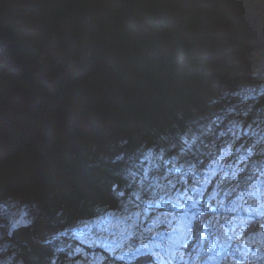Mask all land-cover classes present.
<instances>
[{"label": "trees", "instance_id": "16d2710c", "mask_svg": "<svg viewBox=\"0 0 264 264\" xmlns=\"http://www.w3.org/2000/svg\"><path fill=\"white\" fill-rule=\"evenodd\" d=\"M106 1L102 7L109 12L110 20L104 18L94 27L90 51H85L71 70L48 85L38 79L39 66L54 31L78 6L97 9V0H63L50 6L49 21L39 31L26 30L17 24L0 26V184L4 195H23L40 201L33 220L16 227L10 236L12 243L21 247L18 252L21 264H50L54 258L61 263L67 257L66 251L61 240L47 237L50 226L65 230L82 217H92L108 207H120L121 200L134 188L130 178L135 174L130 171L128 175L130 161L125 156L134 162L144 151L162 148L164 157L169 158L175 148L184 144L181 137L186 132L184 139L193 143L186 153L176 151L179 156L186 160L190 154L192 163L205 164L211 155L202 143L211 136L192 139L189 131L194 121L213 117L227 101L222 96L220 81V77L227 76L220 75L217 67H210L216 62L219 66L220 60L212 57L207 45L198 46L206 29L204 17L210 10L214 11L211 15L220 17L222 26L233 21L222 0H203V8L193 13L189 12L193 6L184 7L181 12L176 0H150L145 6L148 15L160 10L175 14L174 22L188 21L187 36L169 47H162L168 36L160 38L154 31L149 33L145 29L147 23L139 22L143 19L141 14L131 12L145 0H121L119 9ZM221 35L211 33L210 37ZM184 39L188 42H181ZM91 94L97 98L88 106L90 123L86 120L79 128L77 116L80 117ZM256 99V106L245 107L246 112L251 114L264 106V92ZM238 109L244 112L242 107ZM250 114L248 118L253 117ZM98 117L103 118L101 122H91L90 118ZM244 119L248 124L253 122ZM221 124L223 129L224 123ZM225 132L232 133L229 129ZM238 134L242 136L241 131ZM242 140L241 137L236 145ZM226 147L230 148L229 165L238 152ZM259 155L244 159L252 163ZM195 172L193 169L192 177ZM217 172L218 175L210 170L202 173L207 188L193 202L196 206L192 204L196 213L189 232L193 236L188 243H193L200 234V223L209 228L207 222L226 219L222 214L228 212L208 211L218 187L221 189L226 179ZM250 173L242 170L237 179L228 177L241 183ZM193 185L197 182L193 181ZM180 187L185 194L188 192L183 180L177 189ZM210 216L214 217L209 219ZM253 223L248 226L252 232L264 230V216ZM222 261L219 264L227 262ZM150 263L157 262L153 255L146 254L129 264Z\"/></svg>", "mask_w": 264, "mask_h": 264}, {"label": "rangeland", "instance_id": "374dc122", "mask_svg": "<svg viewBox=\"0 0 264 264\" xmlns=\"http://www.w3.org/2000/svg\"><path fill=\"white\" fill-rule=\"evenodd\" d=\"M62 1L0 0V26L17 24L26 30L39 31L49 21L50 13L47 8ZM109 1L111 5L115 4L114 9L121 7V0ZM176 1L180 3L181 12L185 11L184 7L193 6L190 13L203 8V0ZM106 2L97 0V9L86 10L82 5L78 6L54 31L39 66L40 83L48 85L55 82L81 60L79 57L85 51H90L94 27L104 18H107L106 21L110 20L109 12L102 7ZM222 5L233 21L222 26L220 17L211 15L214 11L210 10L209 15L204 17L206 29L202 32V39L198 40V46L206 40H211V33L223 34L218 37L221 40L208 42L207 46L212 57L220 60L219 66L216 62L210 67H217L220 75L227 76L220 77L222 96H226L227 100L220 113L225 112L226 115L211 118L205 116L201 121H194L189 131L192 139L211 136L202 143L206 145V151L217 158L213 159L210 155L205 164H192L189 160L190 154L186 160L179 156L176 151L186 153L193 143L191 140L187 143V139H184L188 132L181 137L184 144L176 146L169 158L164 157L166 153L162 148L155 151L150 148L134 162L131 157L125 156L130 161L128 175L130 171L135 174L130 178L134 187L132 192L125 195L119 208L108 207L92 217H82L72 228L60 230L55 228V225L50 226L47 237L50 240H61L67 256L61 263L54 258L50 264H126V261L129 264L131 260L146 254L153 255L157 264H213L220 248L231 243L234 244L235 254V261L231 263L264 264V234L259 232L253 240L248 236L242 239L239 237L243 225L246 226L253 218L249 209H259V215L264 212V106L258 111L253 110L255 113L245 111L256 106V98L264 92V0H222ZM148 13L140 11L143 19L140 18L139 22L151 24ZM153 13L157 20H163L162 11L156 10ZM145 19H148V22ZM145 29L148 30L149 27L146 26ZM148 32L152 33L150 30ZM154 32L160 38L164 37L160 36V31ZM231 38L240 42H231ZM163 41L162 47H169L175 42V38L169 37ZM198 48L199 51L202 50ZM239 78L241 80L237 82ZM95 96H88L80 117L78 114L76 125L79 128L86 120L90 123L87 119L88 106L90 107L97 98H94ZM239 107H242L244 112L238 109ZM249 114H253V117L248 118ZM243 118L253 122L245 124ZM90 119L92 123H99L103 118ZM221 122L224 123L223 129ZM226 129L232 133L228 135ZM243 130L244 135L240 136L238 133ZM241 137L242 143L236 145ZM225 146H230L232 151L236 149L238 152L227 166L225 165L230 148L226 147V150ZM255 153L260 154L257 161L249 163L244 159ZM187 165H190L191 169L195 167L196 174L202 175L210 170L214 175H218L219 170L220 174L226 177L224 186L220 184L223 186L222 193H218L213 203L221 209L231 207V211L228 218L219 222L215 219L209 224L215 233L214 239L208 240L209 233L202 232L201 236L196 237L198 241H194L186 251L184 248L193 236L189 233L193 215L196 213L193 208L196 204L193 202L203 193V183L200 187L192 189L195 193L200 191L196 199H192L191 192L185 194L177 190L176 184L181 183L180 180L183 179L175 178L173 174L179 172L180 168L184 169V173L189 172L190 167ZM231 167L235 168L230 173L235 179L242 170H250L252 173L244 177L241 183L232 182L228 177V168ZM18 178L19 176L17 181ZM217 178L221 180V177ZM2 191L3 185L0 184V264H21L18 257L21 247L13 244L10 236L16 227L27 220H33L40 201L28 199L23 195H4ZM122 194L123 192H120V195ZM186 198L189 200L185 201ZM213 203L209 205L208 211L213 209ZM204 226L203 222L200 223L199 231H203ZM204 244L209 250V255ZM95 248L98 250L95 251ZM103 250H107L113 257L107 256Z\"/></svg>", "mask_w": 264, "mask_h": 264}, {"label": "flooded vegetation", "instance_id": "af4514ba", "mask_svg": "<svg viewBox=\"0 0 264 264\" xmlns=\"http://www.w3.org/2000/svg\"><path fill=\"white\" fill-rule=\"evenodd\" d=\"M150 0H145L143 3L139 4V6H137L134 9H131V12H134L133 14H140V11H142L143 13L146 12L147 8H145L146 4H149ZM146 2V3H145ZM155 12V10L153 11ZM151 12L148 19L152 21L151 24H146V26H152L154 28H149L148 30L151 31H160V36H168L169 37H174L175 38V42H177L179 39L181 40L184 36H187L189 27H188V21L186 19L184 23L181 22H174L175 20H177V17L175 14H164V18L163 20H157V16ZM141 17H143V15L141 14ZM186 17V16H185ZM188 20H190L188 17H186ZM148 19L147 20L148 22ZM168 19V21H166ZM184 31V32H182ZM183 33V34H181ZM166 35V36H165ZM167 38V39H168ZM202 39V38H201ZM212 40H206L205 42H211ZM235 41V40H233ZM181 42H188V39H184ZM207 44H205L202 47H205ZM226 115V113H225ZM243 122H245V124L247 123V121L243 118ZM248 124V123H247ZM242 135H244V130L242 131Z\"/></svg>", "mask_w": 264, "mask_h": 264}, {"label": "bare ground", "instance_id": "6f19581e", "mask_svg": "<svg viewBox=\"0 0 264 264\" xmlns=\"http://www.w3.org/2000/svg\"><path fill=\"white\" fill-rule=\"evenodd\" d=\"M228 164L226 163V165L225 166H227ZM232 170H233V168H231ZM233 172V171H232ZM231 172V173H232ZM228 175H230V173H228ZM182 179V178H181ZM180 182H181V180H180ZM230 183H232V182H230ZM178 184H180V183H177L176 185H178ZM225 184V183H224ZM232 185V184H231ZM178 190V189H177ZM179 192H184L185 193V191L183 190V187H180V190H178ZM186 194H187V192H186ZM212 222H214V221H212ZM211 222V223H212ZM260 223V222H259ZM247 225L245 226V224L243 225V227H242V229H243V235L246 237V236H248L249 238H251L250 240H253L254 239V237L258 234V232L255 230V231H253L252 232V229H250V228H248V223H246ZM258 224V223H257ZM252 225H255V223H252ZM247 229V230H246ZM257 232V233H256ZM257 246L260 248V245H258L257 244ZM255 248V247H254Z\"/></svg>", "mask_w": 264, "mask_h": 264}, {"label": "clouds", "instance_id": "9594fccd", "mask_svg": "<svg viewBox=\"0 0 264 264\" xmlns=\"http://www.w3.org/2000/svg\"><path fill=\"white\" fill-rule=\"evenodd\" d=\"M207 24V23H206ZM211 42H217V41H219V40H221V39H219V38H216V37H212L211 38ZM231 42H240V41H238V39H235V38H231V39H229ZM233 40H235V41H233ZM208 42H203L202 44H200V46H204L205 44H207ZM224 105V104H223ZM220 111H223V106H222V108L218 111L219 113H217L216 115H214L213 117H218V116H223L222 114H223V112H221L220 113ZM210 153V152H209Z\"/></svg>", "mask_w": 264, "mask_h": 264}]
</instances>
